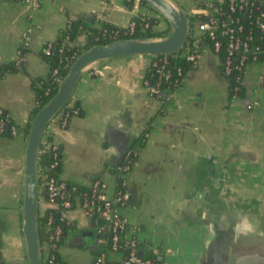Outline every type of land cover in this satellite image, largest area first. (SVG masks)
<instances>
[{"label": "crops", "instance_id": "0c3cea01", "mask_svg": "<svg viewBox=\"0 0 264 264\" xmlns=\"http://www.w3.org/2000/svg\"><path fill=\"white\" fill-rule=\"evenodd\" d=\"M147 9L135 0L130 7L124 0H0V63L15 57L18 47L25 49L14 69L0 76V107L11 120L9 132L0 134V264H26L20 216L24 126L35 103L31 82L48 73L41 46L69 20L125 26ZM166 26L159 18L152 25ZM84 41L81 30L69 44L80 48ZM148 62V55H121L83 71L71 95L77 113L65 125L53 118L46 127L61 153L58 178L85 187L97 179L111 195L115 175L109 168L150 121L124 176L129 200L119 214L126 232L134 227L141 247L160 264H256L252 250L258 245L264 264L261 62L248 64L244 95L228 100L218 57L204 49L163 106L167 92L157 99L143 83ZM253 98L257 102L249 106ZM49 206L38 198V209ZM62 216L71 227L56 248L58 257L63 264H93L90 246L97 241L99 214L89 215L75 197Z\"/></svg>", "mask_w": 264, "mask_h": 264}, {"label": "built area", "instance_id": "2783aa9c", "mask_svg": "<svg viewBox=\"0 0 264 264\" xmlns=\"http://www.w3.org/2000/svg\"><path fill=\"white\" fill-rule=\"evenodd\" d=\"M33 1V0H29ZM254 7L256 13L250 17L249 21L252 25L258 29V31H264V0H228L226 8H223L222 1L217 0H193L192 4L183 8L187 19H188V34L181 48L170 54H158L148 55L149 62L148 66H155V74L157 77L156 81L150 82L148 79L143 78V83L147 87L149 93L153 92L159 94L162 91L167 92L165 99H170L172 92L179 85L183 71L177 67L176 77L173 78L171 84H174L175 88L169 90L168 88H160L158 86L159 81H166L170 75L169 69L166 67V63L169 56H180L188 61L192 67L197 63L198 57L202 50L208 49L218 57V70L219 73L226 79L231 72H236V78L242 82L243 75L250 62L259 60L261 62V71L259 78L262 81V70L264 65V44L259 46L258 44H251L250 39L252 38L251 29L243 30V25L238 21V16L232 14L235 10L240 9H251ZM149 8V7H148ZM144 16H150L155 19L158 18V14L151 8L147 9ZM154 23V24H155ZM146 25V24H144ZM128 32H132L134 27V20H129L125 25ZM244 31L242 34L241 32ZM112 39H116L115 33L110 35ZM64 41H67L64 38ZM69 41L67 43L69 44ZM47 51V48H45ZM221 51V52H220ZM72 56V55H71ZM75 56H72L73 60ZM69 62V64H70ZM68 64V65H69ZM96 71V69H94ZM227 81V80H226ZM255 98L251 99L249 106L256 104ZM70 104L68 105V107ZM70 108V107H69ZM78 108L72 107L71 112L63 109V107L55 114L53 118H56L61 125H65L67 118L72 113H77ZM52 118V119H53ZM2 121H0V125ZM13 131V130H12ZM42 135L40 145L45 148L52 150V155H57V144L47 141L44 138L45 133ZM40 148V147H39ZM131 152L126 150L122 157H127ZM133 154V152H132ZM56 161L49 164L50 167L54 166ZM120 169L119 175L122 178L123 189L116 191L113 195H107L103 190L98 189V180H93L91 183V197L83 198L79 201L81 208H83L89 215L93 210L97 211L101 223L97 225V232L99 233L102 228L110 230V248L107 250L105 255L100 254L97 260H101L106 257L110 260H116L120 264H156L151 257H139L137 255V249L130 247L125 254L119 250L117 240L119 238V231L124 227L126 220L119 214V209L129 200V194L124 189L125 173L129 166L123 164L118 166ZM37 178H38V198L42 197L45 202L51 204L52 207L57 205L58 200L62 205L60 209V218L62 211L70 205L69 199L65 197L63 191L64 182L57 180L55 177L49 175L44 170V167H39L37 164ZM38 211H43L38 209ZM50 221V218L48 219ZM65 223H68L65 220ZM47 224V223H46ZM130 232H126V236L134 235L135 228L131 227ZM61 231L60 225H55L52 232L49 234V239L56 240ZM97 242H104L105 239L102 236L96 238ZM53 243L44 241L42 247H45V253L41 255V262H47L48 264H59L55 260L54 253H49V245ZM41 252V245H40ZM110 252H116L117 258H108Z\"/></svg>", "mask_w": 264, "mask_h": 264}, {"label": "trees", "instance_id": "16d2710c", "mask_svg": "<svg viewBox=\"0 0 264 264\" xmlns=\"http://www.w3.org/2000/svg\"><path fill=\"white\" fill-rule=\"evenodd\" d=\"M215 2L217 0H214ZM223 8H226L228 0H221ZM127 6H131L134 0H124ZM139 4H144L152 9L149 5H147L143 0L138 1ZM250 13L251 16L256 13V10L253 6L251 9H240L235 10L232 12L233 15L238 16V21L243 25V30L251 29L252 38L250 39L251 44H258L259 46H263L264 44V31L260 32L257 28H255L252 23L249 21L250 17L247 14ZM134 20V27L132 32H128L126 29L127 27L122 25L112 24L110 22H102L100 26H91L86 24L80 19H73L69 20L67 24L61 28L57 34V36L51 40L46 41L43 43L39 50V54L41 55L42 59L48 65V73L45 77H37L32 82V89L34 93L35 103L31 110V116L34 112L40 108L43 103L54 93L57 83L62 75L65 74L68 64L72 59V56H76L81 50L87 48L88 46L94 43H105L112 40L111 34L115 33L114 38H123V37H155V36H163L168 31V25L160 30H154L152 25L155 23V19L150 16H144L142 14L135 15L130 18ZM146 24V25H144ZM85 33V41L82 47L73 46L67 43L68 40H71L75 37L80 31ZM242 34L244 31L241 32ZM66 38L67 41H64ZM47 48V51H45ZM24 48L22 46L18 47L17 54L9 61L1 62L0 63V76L7 70H13L16 60L21 56L24 52ZM221 52V51H220ZM72 55V56H71ZM166 67L170 71V75L168 80L166 81H159L158 86L160 88H168L169 90H173L175 88L174 84H171L174 77H176V68L179 67L183 72L191 67L187 60L180 56H169V59L166 63ZM155 66H148L144 73V78L148 79V81L153 82L157 80L156 74L154 72ZM227 80V99L231 100L234 98H239L244 95V87L240 80L236 78V72H231L226 77ZM262 81L264 82V65L262 70ZM151 96L155 98H159L158 94L151 92ZM170 99H165L161 101V106H163L166 102ZM70 104V108L68 105ZM78 102L74 100L72 96L63 106V109L71 112L72 107H77ZM0 121L2 124L0 125V134L5 133L6 131L9 132V127L11 125V120L7 111L0 107ZM150 121L143 127L140 133L132 140L130 145L128 146V151L131 153L125 158L122 157L121 161L117 164L112 166L110 171H112L115 175V182L112 195L118 191L123 189V184L121 182V177L119 175L120 169L118 166H122L123 164H127L128 166L134 159V153L132 154L133 147L140 143L145 132L148 129ZM28 123L24 126V130L27 131ZM44 138L47 141H51L50 132L47 131L44 135ZM57 155H52V150L50 148H45L43 145H40L38 156H37V164L39 167H44V170L47 174L55 177L57 180H62L58 178V172L61 164V153L59 150V146L57 145ZM53 161H56L55 165L50 167L49 164ZM97 180V179H96ZM64 182L63 191L65 193V197L69 199V206L74 204L75 197L78 198V202L81 201L83 198H90L91 197V186L85 187L73 182H69L66 180H62ZM98 189H101L100 181ZM62 205L58 200L56 206L47 207L43 211H38L37 215V224H38V240L41 245V255L42 253V243L44 241H49L53 244L49 245V253H54L55 260L59 262V264H63L57 254V246L61 242L64 237V233L67 227H71L70 223H65V220L60 218V209ZM94 216L98 215V212L93 210L92 213ZM50 218V221L48 219ZM47 223V224H46ZM55 225H60L61 231L56 240L49 239V234L52 232V229ZM125 228H122L119 231V238L117 240V245L119 250L122 254H125L126 251L130 247L141 248L142 249V256L143 257H151L155 261L156 264H160V261L157 260L153 256L151 250L145 249L142 246V243L135 238L134 236H126V229L128 227L127 222L124 224ZM99 236H102L105 241L104 242H93L90 246V251L92 254V261L93 264H120L116 260H110L106 257H103L101 260H97V257L100 254L105 255L107 250L110 248L111 241H110V230L107 228H102L99 232ZM43 264H48L47 262L43 261Z\"/></svg>", "mask_w": 264, "mask_h": 264}, {"label": "water", "instance_id": "95a60500", "mask_svg": "<svg viewBox=\"0 0 264 264\" xmlns=\"http://www.w3.org/2000/svg\"><path fill=\"white\" fill-rule=\"evenodd\" d=\"M138 2L139 0H135ZM162 16L168 24L163 36L123 37L105 43H94L81 50L70 62L64 75L59 79L54 93L31 116L23 155V187L20 201L21 232L24 243L26 264H42L38 240V178L37 156L40 141L48 122L66 104L83 71L94 64L121 55L170 54L179 50L188 34V19L183 8L172 0H143ZM99 236L97 226L94 228ZM89 234V232H86ZM93 242H96L95 240ZM261 245L252 250L256 264L260 262L263 251ZM258 252H261L258 256ZM142 256V250L137 249ZM154 257V256H152ZM260 257V258H259Z\"/></svg>", "mask_w": 264, "mask_h": 264}, {"label": "rangeland", "instance_id": "374dc122", "mask_svg": "<svg viewBox=\"0 0 264 264\" xmlns=\"http://www.w3.org/2000/svg\"><path fill=\"white\" fill-rule=\"evenodd\" d=\"M182 8H184V9H186V6L184 5H182L181 6ZM158 18L160 19V20H162V21H165L166 23H167V21L162 17V16H160L159 14H158ZM168 25V24H167Z\"/></svg>", "mask_w": 264, "mask_h": 264}]
</instances>
